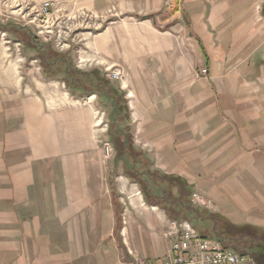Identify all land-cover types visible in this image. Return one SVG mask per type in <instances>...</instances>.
Returning <instances> with one entry per match:
<instances>
[{"label": "crops", "instance_id": "0c3cea01", "mask_svg": "<svg viewBox=\"0 0 264 264\" xmlns=\"http://www.w3.org/2000/svg\"><path fill=\"white\" fill-rule=\"evenodd\" d=\"M22 1L29 16L52 1L46 31L69 27L75 40L64 55L37 38L0 42V264L166 258V208L114 172L97 140L109 82L61 91L79 67L109 81L106 65L126 72L134 137L151 148L138 147L140 165L169 182V202L210 198L219 242L264 264V0Z\"/></svg>", "mask_w": 264, "mask_h": 264}, {"label": "rangeland", "instance_id": "374dc122", "mask_svg": "<svg viewBox=\"0 0 264 264\" xmlns=\"http://www.w3.org/2000/svg\"><path fill=\"white\" fill-rule=\"evenodd\" d=\"M21 1L22 0H0V3H1L0 4L1 5L0 42L6 43L7 45L16 44L17 47H20V45L19 46L17 45V43L20 44L19 40H21V39L24 40L25 45L28 46V45H30V40H32V39L34 40L37 38V39H41L42 43H44V44L46 43V46L48 47V49L51 48L52 50H55L59 54L61 53L62 55H64L63 53H65L67 50L70 51L72 49V46L68 47L69 45L64 46L62 44V42L60 41L59 38H61L63 36L58 35V30H54L52 32L46 31L45 24H44L45 19H43L44 21L43 20L42 21L33 20L34 22H30V19H32L35 14L30 15V16L26 15V12L29 11V8H27L26 4L22 5L23 1L22 2ZM29 6H31V5H29ZM22 7H23V10H21ZM40 19H42V18H40ZM4 28L5 29H11L12 31H14V35L11 34L10 31H8V30H6L7 32L2 31V29L4 30ZM18 33H21L25 37H23V36L21 37V35H17ZM61 34H63V33H61ZM73 36L74 35L71 33L64 36V37H66V41L71 43V45L74 44V40H75V38ZM73 38H74V40H73ZM18 52H19V50H18ZM29 55H30V53L28 54V56ZM30 56H34V54H31ZM63 57L65 60L69 61L72 65L75 64V60H74V57L72 56V52H70V55L63 56ZM27 60L29 61L30 58L27 57ZM22 61H20V62H22ZM28 61H26V63H24V67H25V65H27ZM77 65H78V63H77ZM109 66L118 67V66H113V65H109ZM73 67L76 68L75 65H73ZM105 67H104V71H105ZM82 68L79 67V70L77 69L78 71L81 72L80 74L79 73L78 74L80 77L86 78V75H84V74L88 73V75H89L92 72V70L81 71L80 69H82ZM75 73H77V72H75ZM104 75H106V72L104 73ZM90 77L94 78L98 82L100 80H102V82H105V83L108 82V80H106V77L103 78L104 77L103 75L102 76L99 75L97 77H95V76H90ZM109 82H110V84H109L110 93L112 94V96H114V100H115V102L118 103V106L123 108V109H120L121 115L124 116L128 112V117H129L128 119L129 120H127V122L125 124L122 123V126H123L122 130L127 133V137H128V148L127 149L129 151V153L131 154L130 156H132V157L124 156L126 154L125 153L126 151L125 150L122 151V149L120 150L119 148L116 149V145L112 142L113 137L109 134V129L111 128L112 120L114 118V110H113V105H112L113 103L111 102L112 99L110 98L111 100L109 99V101L102 99L103 97L100 96L99 93H97L99 95L98 96L99 100L97 102L96 107H98V110H99V112H98L99 117L97 118L98 119V121H97L98 126H96V127L99 129H102V130H100L101 132L98 133L99 135L97 137V140L101 141L105 137L104 135H106V139L104 138V140H109L111 147L113 148V151L112 152L110 151L107 154L106 150L104 149V144L101 143L103 146V149H104V152H103L104 158L108 159L109 163L111 162L110 166H114V168H113L114 172H122L124 174H128L133 181H138L141 188L145 189V191L148 192L149 195H151V200L154 199V197L151 193H155L157 188H160L159 190L167 189V192L163 193L162 196H159L158 200L161 201V204H163V206L165 205L167 207H172L169 203H167V201L170 199V197H172V194L170 192L171 189H170L169 182L167 180H165L164 177H161L160 174H157L156 172H154V170H152L150 168V164L140 165V162H141L140 157L143 155V153L139 151L138 147L141 146V149H143V151L147 150L148 153H151V148L145 146L143 143H141L139 141L136 142L137 137H134V133L132 130L128 100L125 96V93H122L124 91L121 88L120 80H118L116 78L111 79L109 77ZM118 83H120V84H118ZM105 85H107V84H105ZM105 85L103 86L102 89L106 88ZM111 86H114V88ZM93 88H94V85L89 80V81L85 82V90H83V92L73 93L72 90H75L74 86L72 84H70L69 82H66L65 86L63 85L61 87V91L68 90L69 93H72L75 96H77V95L86 96L89 94H93V90H90ZM121 94H124V99L127 101L126 102L127 106H128L127 109L124 108V106H122L123 104H122L121 100L123 98H122ZM105 123L107 124V126L105 125ZM105 126L107 129L105 131H103ZM122 130H120V131H122ZM100 133H101V135H100ZM132 135H133L132 139L134 140V142H131L132 141V139H131ZM101 137H102V139H101ZM108 171H109V169H108ZM144 173L146 175H144ZM172 180L174 182L176 181L174 179H172ZM180 183H182V182L179 181L178 184L180 185ZM188 189L190 190V188H188ZM194 193H198L202 198H208L197 190L194 191ZM192 194H193V192L190 194L191 196L189 197V201L187 200V198H185V200H183V197H180L178 195V199L180 200V202H179V205L177 207H174V208L176 209V215L179 216V220L180 219L181 220H183V219L188 220L192 224V226L195 228V230H197L201 235L205 236L206 238L212 239L214 241H220V242L224 241L225 239L220 237L219 227H217L215 224H213V221L211 220V213L208 210L202 208V207H204L202 204L193 202ZM208 199H210V198H208ZM182 206H183V208H182ZM205 208H207V207H205ZM171 220H174V219H170L168 221V227H169V222Z\"/></svg>", "mask_w": 264, "mask_h": 264}, {"label": "built area", "instance_id": "2783aa9c", "mask_svg": "<svg viewBox=\"0 0 264 264\" xmlns=\"http://www.w3.org/2000/svg\"><path fill=\"white\" fill-rule=\"evenodd\" d=\"M54 6L52 1L43 2L39 7V11L30 19V22L48 19L53 13ZM64 34H70L69 27L58 30L59 36L64 37ZM63 37L59 38L62 44L64 46L70 45L66 41V37ZM105 72L108 78H116L120 81L124 80L126 74L121 66L112 67L106 65ZM201 74L206 75L207 69H203ZM105 125L107 126L106 123ZM106 126L104 131L107 129ZM101 142H103L107 154L113 151L109 140H101ZM192 198L193 202L202 204L204 207H212V200L202 198L198 193L193 192ZM164 236L169 241V252L165 259L149 261L137 257L132 264H250L252 262V258L249 255L224 247L219 241H214L201 235L188 220H171L168 229L164 232Z\"/></svg>", "mask_w": 264, "mask_h": 264}, {"label": "trees", "instance_id": "16d2710c", "mask_svg": "<svg viewBox=\"0 0 264 264\" xmlns=\"http://www.w3.org/2000/svg\"><path fill=\"white\" fill-rule=\"evenodd\" d=\"M140 18H143V19H146V18L156 19L155 18V14H149V15L140 16ZM49 55L51 56L50 59L53 62H56L58 60V58H57L58 55H57L56 52L52 51V52H50ZM50 65H52V63ZM44 66H45V68L47 70L49 69V65H48L47 62H45V65ZM58 68H56V69L58 70ZM75 72H77V73H75ZM75 72L71 74V76L73 77L71 79L72 82L71 81L69 82L70 84H72L74 86V88L85 90V82L90 80V82H92V84L94 85V88L93 89H90V90H93V93L102 92V91L105 90V88L104 89H102V88H103V86L105 84H107V82L106 83L105 82H102V80H100L98 82L94 78L90 77V76L97 77L99 75L102 76L98 70L92 71L89 75H88V73L87 74H84V75H86V78H82V77L79 76V74L81 73L80 71L75 70ZM57 73H58V71L55 72V74H57ZM103 78H105V77H103ZM109 84H110V82H109ZM111 87L114 88V86H111ZM121 95H122V98H123L121 100V102L123 104L122 106H124V108L127 109L128 108L127 103H126L127 101L124 99V94H121ZM108 96H109V99L110 98L112 99L111 102L113 103L112 105H113V110H114V118L112 120L111 128L109 129V134L113 137L112 142L116 145V149L119 148L120 150L122 149V151L123 150L126 151L125 152L126 154L124 156L132 157V156H130L131 154L129 153V151L127 149L128 148V137H127V133L122 130L123 129L122 128L123 127L122 126V123L125 124L127 122V120H129L128 119L129 118L128 117V112H127L126 115L122 116L120 109H123V108L118 106V103L115 102L114 96H112V94L110 93V91H109ZM120 130H122V131H120ZM142 190H144V192H145V197H146L148 203L156 204V205H158L159 203L161 204V201L158 200L159 195L156 192L155 193H151L153 195V197H154V199L151 200V195H149L148 192L145 191V189H142ZM167 203H169L172 206V207H167V206L164 205V207L166 208V213L168 215L167 217H169L170 219L179 220V216L176 215V209L174 208V207H177L179 205V202L170 203L169 200H168ZM182 208H183V206H182Z\"/></svg>", "mask_w": 264, "mask_h": 264}]
</instances>
